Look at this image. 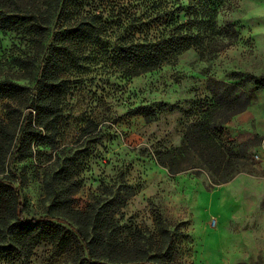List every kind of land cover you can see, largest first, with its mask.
I'll use <instances>...</instances> for the list:
<instances>
[{
	"label": "trees",
	"instance_id": "obj_1",
	"mask_svg": "<svg viewBox=\"0 0 264 264\" xmlns=\"http://www.w3.org/2000/svg\"><path fill=\"white\" fill-rule=\"evenodd\" d=\"M129 1L132 9L123 17L109 13L121 0H0V32L23 33L35 50L34 57L17 59L34 82L35 94L0 82V100L12 102L0 116V247L7 264H27L42 244L51 247L57 264H179L172 233L162 219H156L153 231L121 223V212L135 195L133 187L123 184L94 201L81 199L74 162L66 159L44 172L45 215L26 219L23 181L11 168L13 158L23 161L42 145L56 149L68 91L65 66L81 60L73 50L76 44L103 52L109 68L135 78L189 50L201 59L213 58L237 40L234 26L220 29L216 23L217 9L229 0ZM113 36L114 45L103 43ZM231 80H208L210 98L184 113V119H194L185 126L181 147L159 152L157 164L174 175L199 168L210 175L213 186L244 172L250 145L235 140L224 144L222 138L231 119L264 90V79L235 74Z\"/></svg>",
	"mask_w": 264,
	"mask_h": 264
},
{
	"label": "rangeland",
	"instance_id": "obj_2",
	"mask_svg": "<svg viewBox=\"0 0 264 264\" xmlns=\"http://www.w3.org/2000/svg\"><path fill=\"white\" fill-rule=\"evenodd\" d=\"M131 9L129 0H121L109 13L127 17ZM256 23L228 24L238 33L236 47L218 56L201 59L189 50L171 64L135 78L109 68L103 52L76 44L73 50L81 60L65 66L68 91L56 149L42 145L23 161L19 156L12 160L11 168L19 183L23 181L16 185L26 203V219L46 213V168L70 159L81 199L94 201L123 184L133 187L135 195L122 210L121 223L153 231L156 219H162L172 233L179 264H264V90L231 119L222 138L224 144L235 140L251 147L248 166L231 182L213 186L206 171L189 168L174 175L155 161L159 152L181 147L185 126L194 119H184V113L210 98V78L229 83L235 74L264 79V71L245 67L240 58V46L251 43L248 29ZM116 40L113 36L103 43L114 45ZM34 52L23 33L0 32V82L35 94L34 82L17 66V59L32 58ZM221 63L222 73L217 70ZM6 104L12 102L0 100V116H5ZM241 209L243 215H237ZM4 249L0 247V264H7ZM57 263L51 247L42 244L27 264Z\"/></svg>",
	"mask_w": 264,
	"mask_h": 264
},
{
	"label": "clouds",
	"instance_id": "obj_3",
	"mask_svg": "<svg viewBox=\"0 0 264 264\" xmlns=\"http://www.w3.org/2000/svg\"><path fill=\"white\" fill-rule=\"evenodd\" d=\"M240 21L258 23L248 29L251 43L241 45L240 58L245 61V67L257 72L264 71V2L261 0H229L223 3L216 12V23L219 28ZM230 47H236L231 45ZM229 49H225L228 51ZM222 73L225 68L221 63L217 69ZM237 215H243V209Z\"/></svg>",
	"mask_w": 264,
	"mask_h": 264
},
{
	"label": "crops",
	"instance_id": "obj_4",
	"mask_svg": "<svg viewBox=\"0 0 264 264\" xmlns=\"http://www.w3.org/2000/svg\"><path fill=\"white\" fill-rule=\"evenodd\" d=\"M229 189H230V188H229ZM229 189H228V190H229ZM228 190H226V196H228V194H227ZM229 197H230V196H229ZM223 198H224V197H223ZM227 199H228V198H227ZM244 202H245V200H244ZM245 203H246V202H245Z\"/></svg>",
	"mask_w": 264,
	"mask_h": 264
}]
</instances>
